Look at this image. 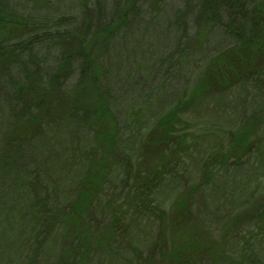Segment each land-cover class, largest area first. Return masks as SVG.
Masks as SVG:
<instances>
[{
    "label": "rangeland",
    "instance_id": "1",
    "mask_svg": "<svg viewBox=\"0 0 264 264\" xmlns=\"http://www.w3.org/2000/svg\"><path fill=\"white\" fill-rule=\"evenodd\" d=\"M73 1L78 4V0ZM110 1L105 2L108 7ZM200 1L136 2L134 13L139 16L130 19L129 27L105 53L104 64L109 66L105 84L111 91L110 110L116 121L114 150L101 194L100 189L94 193L88 208L78 217L85 228L74 225L62 239L56 227L57 234L45 243L46 248L31 245L22 257L15 248L11 255L8 250L9 244L18 240L20 230L6 235L0 232L9 239L0 242V264H25L30 254L36 255L40 264H59L57 255L64 261L84 257L90 264H264V40L260 42V35L258 41L242 46L220 27L197 30L192 15L182 19L186 27L177 23L176 16L186 2L194 6ZM247 16L255 19L251 11ZM247 25L242 27L246 29ZM183 37L192 40L191 48L177 50ZM222 52L227 57L218 64L215 57ZM232 64L240 71L243 68L240 77L231 70ZM232 75L227 84L226 78ZM200 85H204V91L198 95L194 91ZM182 99L176 130L185 129L188 136L183 137L182 148L172 149L178 139L161 135L160 127L154 129V125ZM249 121H256L257 129L246 147L236 149H249L251 154L243 157V166L229 165L234 161L229 163L226 153L235 149L234 136ZM106 124L101 122L104 130ZM63 130L60 141L66 140L71 127ZM80 134L70 149H74L75 161L81 159L78 166H84L85 157L80 155L92 150L97 136L91 131ZM156 139L162 140L160 149ZM86 140L89 149L83 150ZM59 146L63 151L68 144ZM56 150L57 160L45 159L49 169L60 159V149ZM93 150L95 160L103 157L99 149ZM161 159L168 164L163 165ZM134 163L143 167L142 175L137 174ZM83 172V167L77 169L72 179L70 175L64 177L62 170L54 171L57 182L53 188L57 184L64 197L58 203L52 197L44 205L47 210L58 207L59 223L78 199L83 186L79 187L81 181L77 180ZM138 177L152 181L148 186L152 194L142 206L137 201L141 192L135 182ZM180 178L185 180L183 184ZM149 199L164 213L159 226H155V219L144 216V210L151 213ZM112 215L119 219L109 221ZM235 222H240L238 229ZM110 227H114L113 232ZM82 230L86 231L85 238L78 236ZM105 233L114 248L94 247ZM88 239L91 241L85 242ZM189 239L198 252H203L199 258L183 261V255L189 256L185 247ZM167 253H171L169 258Z\"/></svg>",
    "mask_w": 264,
    "mask_h": 264
},
{
    "label": "trees",
    "instance_id": "2",
    "mask_svg": "<svg viewBox=\"0 0 264 264\" xmlns=\"http://www.w3.org/2000/svg\"><path fill=\"white\" fill-rule=\"evenodd\" d=\"M105 2L78 0L77 4L73 0H0V232L6 235L20 230L17 232L18 240L9 244L10 255L12 247L20 252L21 257L31 245L40 250L46 248L45 243L53 239V234H57L54 233L56 227L57 231L61 230L62 239L72 232L74 225L85 228L78 217L88 208L93 194L99 189L101 194L109 159L113 157L110 155L114 150L116 130L109 103L111 91L105 84L109 70V66L104 64L105 53L124 28L129 27L140 0H111L110 7ZM187 3L176 16L181 26L186 27V17L192 15L191 20L197 30L200 27H220L227 37L237 38L242 46L258 41L260 35V42L264 40V0H201L194 6ZM248 11L255 13V22L247 16ZM179 16L181 19L177 18ZM244 24H248L246 29L242 27ZM182 32L184 36V30ZM182 41L177 43V50L185 46L191 48L192 40L183 37ZM226 52L215 57L218 64L227 57ZM232 66L229 65L240 77L243 68L240 71L238 65ZM226 69L222 68L223 71ZM233 75L226 78L227 84ZM203 87L198 86L194 92L201 95ZM183 102L184 99L154 125V129L160 127L161 135L165 133L169 138L178 139L172 141V149L182 148L183 137L188 136L185 129L176 130ZM102 121L107 123L106 130L101 127ZM70 127L66 140L60 141L61 131ZM74 129H77L75 137ZM256 129V121H249L239 129L234 136L236 141L232 143L235 149L226 153L228 162L234 161L229 165L243 166L241 161L251 154V150L236 148L246 147ZM85 130L97 136V141L88 154L80 155L85 157L87 163L82 158L84 166H78L82 165L81 162L77 164L81 159L75 161L74 149L70 148L76 145L77 135ZM60 143L68 144L67 149L62 151ZM84 143L81 144H84L83 150L89 149L86 147L89 142L86 140ZM155 144L160 149L162 140L156 139ZM56 149H60V159L56 166L52 165L49 169L45 159L48 157L51 162L57 160ZM93 149H99L103 157L95 160ZM161 162L168 164L165 159H161ZM180 163L178 161L177 166ZM217 163L219 159H216ZM135 166L137 174L142 175L143 167ZM82 167L83 175L77 181H81L79 187L83 188L70 212H61L63 216L59 223L58 207L47 210L44 205L52 197L57 203L64 197L59 194L57 184L53 188L54 182H57L54 171L62 170L64 177L70 175L73 179L74 173ZM180 179L183 184L185 180ZM135 182L137 190L141 191L138 192L137 201L142 206V202L152 194L148 192L152 181L138 177ZM151 201V213L149 209L144 210L147 212L144 216L155 219V226H159L164 213L155 201L149 199ZM182 208L185 209V206L182 205ZM112 219L117 221L119 216L112 215L109 221ZM235 224L238 229L240 222ZM113 229L109 228L112 232ZM85 233L82 230L78 236L84 237ZM5 235L0 234V242L9 241ZM102 237H98L94 247L114 248L108 234ZM191 240L185 246L188 247L189 256L183 255V261L199 258L203 252L202 249L198 252L195 242ZM167 254L169 258L171 253ZM37 259L36 255L30 254L25 264H40ZM56 259L61 261L59 264H90L84 257L64 261L57 255Z\"/></svg>",
    "mask_w": 264,
    "mask_h": 264
}]
</instances>
